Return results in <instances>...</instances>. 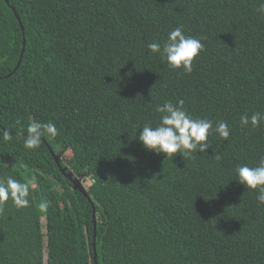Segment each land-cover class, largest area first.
<instances>
[{"label":"trees","instance_id":"trees-1","mask_svg":"<svg viewBox=\"0 0 264 264\" xmlns=\"http://www.w3.org/2000/svg\"><path fill=\"white\" fill-rule=\"evenodd\" d=\"M261 2L0 0V178L30 185V205L9 199L0 215V264H264V205L236 173L264 157V126L240 124L264 114ZM178 26L205 45L190 74L147 47ZM181 99L226 122L227 141L213 132L184 158L146 150L139 130ZM36 121L57 133L27 149ZM49 148L89 180L95 229Z\"/></svg>","mask_w":264,"mask_h":264},{"label":"clouds","instance_id":"clouds-1","mask_svg":"<svg viewBox=\"0 0 264 264\" xmlns=\"http://www.w3.org/2000/svg\"><path fill=\"white\" fill-rule=\"evenodd\" d=\"M264 13V0L257 9ZM151 53L160 54L172 69L183 68L185 73L193 71V61L203 52L205 45L202 38L186 35L182 27H175L169 31L167 40L161 46L159 42H152L147 45ZM156 112L160 114L159 123L153 127L151 124H144L139 130L138 140L143 147L156 154L164 153L166 157L173 158L177 153L185 156H192L193 153H205L212 145L209 136L214 132L227 141L230 129L226 122H219L213 126V122L189 115L184 107V101L178 100L173 103L167 101L163 105H157ZM242 127L251 125L254 128L264 126V114L255 112L251 116L243 114L240 116ZM48 133L54 136L57 133L56 125L53 122H32L27 127V134L24 136V147L36 149L41 144L42 136ZM3 139L9 141L12 134L4 130ZM219 158V157H217ZM238 182L244 185L247 190L256 191V200L259 205H264V157L259 160L257 166H238L236 169ZM30 185L28 182H21L12 176L0 178V215L5 212V204L11 199L13 204L19 208H27L30 205Z\"/></svg>","mask_w":264,"mask_h":264},{"label":"water","instance_id":"water-1","mask_svg":"<svg viewBox=\"0 0 264 264\" xmlns=\"http://www.w3.org/2000/svg\"><path fill=\"white\" fill-rule=\"evenodd\" d=\"M7 1V0H6ZM22 53H23V48H22V51H21V54H20V58H19V60H18V63H17V66L19 65V63H20V59H21V56H22ZM16 66V67H17ZM42 140L44 141L45 139H44V136H42ZM50 149V152H51V154L53 155V157H54V159H55V161H56V163H57V165H58V167H59V169H60V171L67 177V178H69L71 181H72V183H73V185H74V187L76 188V189H78L91 203H92V200H91V197L89 196V194L87 193V191H86V189L81 185V183H79V181L77 180V179H73L71 176H70V174L69 173H65L64 172V170L62 169V167H61V165H60V162H59V157L55 154V152L53 151V149H51V148H49ZM95 214H96V209H95V206H94V204L92 203V216H93V223H94V229H95V223H96V217H95ZM93 247H94V250H95V246L93 245ZM94 259H95V255H94Z\"/></svg>","mask_w":264,"mask_h":264},{"label":"rangeland","instance_id":"rangeland-1","mask_svg":"<svg viewBox=\"0 0 264 264\" xmlns=\"http://www.w3.org/2000/svg\"><path fill=\"white\" fill-rule=\"evenodd\" d=\"M62 153L63 152H60L59 153V157L61 158V160H63L64 159V157L62 156H60V155H62ZM65 156V158H66V155H64ZM70 173H72V171L70 172ZM75 179H77L78 181H79V183H81V185L84 187V188H86V186L88 185V183H89V180L86 178V177H81V176H76V178ZM43 220V219H42Z\"/></svg>","mask_w":264,"mask_h":264}]
</instances>
